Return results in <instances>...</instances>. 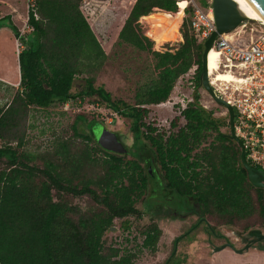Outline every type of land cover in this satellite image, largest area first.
Segmentation results:
<instances>
[{"label":"trees","instance_id":"trees-1","mask_svg":"<svg viewBox=\"0 0 264 264\" xmlns=\"http://www.w3.org/2000/svg\"><path fill=\"white\" fill-rule=\"evenodd\" d=\"M35 1L38 17L29 12L32 31L21 38L24 48L18 54L19 88L0 106V264H134L142 251L155 254L158 249L163 232L150 205L156 196L166 200L178 195L190 202L187 210L196 204L207 234H220L223 226L241 234L264 233V187L249 182L240 148L228 137V116H213L195 92L177 104L168 128L150 119L148 105L165 102L176 80L190 69L195 91L201 85L203 44L191 28L192 8L179 0H133L118 38L156 59V78L140 87L130 104L94 84L106 53L94 29L101 23L88 19L81 0ZM107 1L93 0L88 11ZM155 11L184 17L182 41L172 51H157L146 35L147 22L139 21ZM79 76L83 84L73 93ZM85 97L127 119V134L115 132L123 144L126 137L132 139L124 144L125 153L97 144L98 119L87 124L91 134L79 133L76 123L86 122L84 115L76 116L71 138L56 135L41 150L27 147L32 108ZM146 216L149 222L141 224ZM115 220L122 232L136 230V236H125L118 244L132 240L133 248L108 243ZM173 251L163 264H186Z\"/></svg>","mask_w":264,"mask_h":264},{"label":"rangeland","instance_id":"rangeland-1","mask_svg":"<svg viewBox=\"0 0 264 264\" xmlns=\"http://www.w3.org/2000/svg\"><path fill=\"white\" fill-rule=\"evenodd\" d=\"M179 1L181 6L187 7L186 0ZM195 1L203 5V0ZM206 1L209 2L210 0ZM133 3V0H108L102 4L99 3L95 9L96 13L92 14L94 18L92 21L97 20L98 23H101L99 26L95 25L94 29L96 28L95 32L100 39V45L106 53L105 62L96 74L94 84L95 86H103L113 99H122L130 104L135 103L138 89L156 78V75L153 73L156 59L118 38V32L123 19L130 11ZM105 7L109 8L108 10L111 12L104 9ZM27 15V0H0V64L3 62L8 63L7 77L10 79H14V72H18L17 39L14 31L17 27V30L23 32L24 36H27L31 32L25 25ZM148 16L147 19H139L140 22H147V36L149 31H152L151 33L158 32L161 36L168 37V43H173L174 47L182 41L181 24L184 17L172 14L168 16V13L162 11L151 12ZM185 17H188V13H185ZM253 25L258 26L259 23L253 21ZM250 34L248 32L246 35L249 37ZM168 43L166 46L169 48L170 44ZM193 71V69H190L176 80L170 96L165 102L158 105H148L150 119H154L158 126L168 128L170 120L178 113L177 104H185L193 97L195 92L199 94V103L206 109L212 110L213 116L226 120V109L214 102L201 85L195 91L192 84ZM18 81L19 74L15 82L7 84L0 81V106H5L11 101L16 90L19 88ZM82 84V77H77L72 92L77 93ZM77 115H84L86 119V122L77 121L76 126L79 133L91 134V127L87 124L93 118L102 122L101 124H97V126L104 125L109 130L120 134H127L128 132L127 119L121 118L103 106L91 103L90 98L85 97L82 100L75 98L64 105L57 104L47 109L38 110L32 108L30 110L26 121L27 147L32 150H36L37 148L41 150L47 147L56 135H61L60 137L64 139L71 138L73 135L71 125ZM222 130L228 132V126H224ZM131 143L132 139L129 136L126 137L124 144L129 146ZM151 186L155 187L152 184ZM165 199L161 200L156 196L151 199L152 204H150L151 207L155 206L152 210L153 218L163 232L158 243V249L155 254H151L148 250L142 251L139 257L135 259L134 264H163L173 249L174 254L176 253L186 260V264H264L262 250L255 249L254 247L242 253L235 252L227 247L223 250H217L215 247L222 245L221 242H224L225 239H220L213 235L209 237L203 231L202 224L193 233H190V229L189 232L184 234L199 217L197 205H193V212L178 215L167 210L171 207L185 212L187 209H190V202L187 203L178 195H174L171 199L167 196ZM148 222L149 216H146L141 221V224ZM114 223V229L109 230L107 233L108 243L113 241L117 246L133 248L136 243L132 240L127 245H125L126 243L118 244L123 241V237L125 236H128L129 239L136 236V230L131 227L130 232L127 234L126 232H122L118 221L115 220ZM219 231L229 242L233 243L234 247L240 249L243 248L245 243L243 237L249 233L241 234L238 229L229 226L220 227ZM188 233L189 236L183 241L184 236L188 235ZM194 236H198L199 240L197 241L195 238L197 243L192 241V244H189L191 238ZM177 238L179 239L174 245L173 242ZM209 239L212 241L211 244L208 242ZM140 240L141 238L138 236L137 243H140Z\"/></svg>","mask_w":264,"mask_h":264},{"label":"built area","instance_id":"built-area-1","mask_svg":"<svg viewBox=\"0 0 264 264\" xmlns=\"http://www.w3.org/2000/svg\"><path fill=\"white\" fill-rule=\"evenodd\" d=\"M92 1H80L81 7L84 6L87 10L85 15H88L89 20H94L92 14H95L94 7L88 11ZM186 5L192 8L193 33L203 44L216 29L210 1L204 6L195 0H186ZM27 9L25 25L32 31V27L28 24V16L29 12H32L36 18L38 17L36 1L27 0ZM148 17L145 15L141 18ZM253 21H257L259 25L254 26ZM151 32H148V36L154 42L157 51H172L177 47L178 44L174 47L173 43H168V37L161 36L158 32ZM248 32L251 33L249 37L246 35ZM22 37L26 36L23 32H19L16 37L17 55L24 48ZM167 43L170 44L169 48L166 46ZM211 49L218 52L217 70L226 72L229 79L217 80L216 75L208 74V83L214 95L233 108V130L242 141L246 160L252 166L264 171V23L248 18L234 29L218 34L213 40ZM225 115L228 116L227 110Z\"/></svg>","mask_w":264,"mask_h":264},{"label":"water","instance_id":"water-1","mask_svg":"<svg viewBox=\"0 0 264 264\" xmlns=\"http://www.w3.org/2000/svg\"><path fill=\"white\" fill-rule=\"evenodd\" d=\"M250 3L256 8V10L264 17V0H249ZM210 6L212 8V14L215 22L216 29L210 34V36L203 42V51L201 55V73L200 81L202 88L210 95L212 100L217 104L223 106L228 113V137L235 141L240 148V161L243 168L246 171L249 182L255 187H264V171L252 166L245 158V153L241 139H239L233 130V117L234 111L231 105L226 103L223 99L217 98L209 83H208V71L206 65V57L208 51L212 47L213 40L216 36L223 32H228L237 27L242 21L248 19L246 15L239 9L235 0H210ZM94 138L97 144L104 150L122 154L126 152V147L118 139L115 132L104 127V125H98L94 131ZM111 229H114L112 226ZM260 239H264V234L259 230H253ZM231 243L228 242L227 246ZM232 246V245H231ZM219 249V248H216ZM264 251V246L262 247ZM241 250H237L240 252ZM264 259V255H263Z\"/></svg>","mask_w":264,"mask_h":264},{"label":"flooded vegetation","instance_id":"flooded-vegetation-1","mask_svg":"<svg viewBox=\"0 0 264 264\" xmlns=\"http://www.w3.org/2000/svg\"><path fill=\"white\" fill-rule=\"evenodd\" d=\"M169 208H170V209L167 210L168 212H173L174 214H178V215H184V214H186V213H191V212H193V209H192V210H186L185 212H181V211H179V210H176L175 208H171V207H169ZM198 220H199V217H198L197 220H196V221L190 226L189 230L186 231L184 234H186L187 232H189L190 229H191L190 233H191V232L193 233V231H194V230L200 225V222H198ZM184 234H183V235H184ZM263 234H264V233H263ZM187 236H189V233H188V235H185V236H184L183 241H185V238H186ZM208 236L211 237L212 235L208 234ZM181 237H182V236H181ZM215 237L220 238V239H225L224 242H221L222 245H220V246H216V247H215V248H219V249H217V250H223L224 248L227 247V248H231V249L234 250L235 252H237V250H241V251L238 252V253H242L243 251H245V250H247V249H249V248H252V247H254L255 249H258V250H262V247L264 246V239H260L259 236H257V235L255 234V232H253V231H250V232L247 234V236L243 237V239L245 240V241H244L245 243H244V246H243L242 249L234 247V245H233L232 242H230L232 246H231V245H230V246H227L229 240H227L226 238H224L223 235H222L221 233H220V234H216ZM195 238H196V240H197L198 236H194V237L192 238V239H194V240H191V241L189 242V244H192V241L196 242V241H195ZM177 241H178V238L176 239L175 244H176ZM197 241H198V240H197ZM208 242H209V244H210L211 240L209 239ZM196 243H197V242H196ZM262 252H263V255H264V251H263V250H262ZM262 258H263V257H262ZM263 260H264V259H263Z\"/></svg>","mask_w":264,"mask_h":264},{"label":"bare ground","instance_id":"bare-ground-1","mask_svg":"<svg viewBox=\"0 0 264 264\" xmlns=\"http://www.w3.org/2000/svg\"><path fill=\"white\" fill-rule=\"evenodd\" d=\"M239 9L248 18L260 20L264 23V17L256 10V8L250 3L249 0H235ZM217 57L218 52L214 49H210L206 57L207 71L209 75H216L217 80H227L229 75L226 72L217 70Z\"/></svg>","mask_w":264,"mask_h":264},{"label":"crops","instance_id":"crops-1","mask_svg":"<svg viewBox=\"0 0 264 264\" xmlns=\"http://www.w3.org/2000/svg\"><path fill=\"white\" fill-rule=\"evenodd\" d=\"M17 29V27L15 28V30ZM13 32V31H12ZM14 35H15V31H14ZM18 61V59H17ZM3 69V70H2ZM9 69V65L7 62H3L0 64V81L4 82V83H11V82H15L17 80V75L19 74V78H20V73H19V65L17 64V69H18V72L15 73L14 72V79H10L8 78V72L7 70ZM19 82V81H18Z\"/></svg>","mask_w":264,"mask_h":264}]
</instances>
